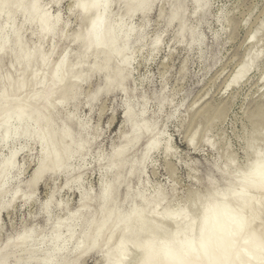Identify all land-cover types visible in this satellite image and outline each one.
<instances>
[{
  "label": "bare ground",
  "instance_id": "bare-ground-1",
  "mask_svg": "<svg viewBox=\"0 0 264 264\" xmlns=\"http://www.w3.org/2000/svg\"><path fill=\"white\" fill-rule=\"evenodd\" d=\"M48 1L7 0L22 6L0 7V45L10 49L7 56H0V222L1 214L18 200L24 204L36 202L37 188L45 180L64 176V188L78 192L80 201L69 210L68 204L55 202L53 190L41 206L44 226L24 227L17 235L8 236L0 245V264H45L46 261L80 264L89 255L101 256L104 264H129L130 257L141 251V260L133 264L246 261L245 250L251 251L253 242L264 235L261 207L264 189L260 187L264 176L261 133L264 108L257 116L256 125L252 124L256 131L247 140L245 150L252 158L250 164L239 172L235 170L233 156L226 157L220 167L213 164L220 178L214 180L209 176L207 190L196 198V203L204 204L198 237L194 235V219L181 207L166 206L162 214H157V208L167 201L161 188L153 190L151 196L147 194L149 181L144 172L151 155L163 143L166 154L170 151V140H164L158 125L160 115L166 106H171L172 99L163 94L157 96L159 114L151 116L149 101L144 95L135 98L138 88L134 84L129 86L133 82L135 50L147 45L148 17L156 5L169 4L167 15L162 11L160 18L166 19L167 29L178 25L177 43L189 41V46L194 47L203 43L198 26L200 19L208 14L211 0H95L97 7H90L86 13L74 12L81 27L73 34L67 33L69 26L59 12L56 15L50 12V5L57 7L65 0ZM137 16L142 20L140 27L134 25ZM191 16L198 19L194 26L189 25ZM42 18L50 31H44ZM93 25L94 38L98 36L103 46L85 55L83 41L76 37L87 35ZM263 26L264 23L249 39H256ZM62 41H68V47L55 58ZM150 42L153 50H158L162 35H156ZM47 44L49 49L45 50ZM29 54L30 58L25 59ZM258 57L248 54L241 60L236 73L226 83L227 89L237 87L248 75L251 60ZM58 70L62 82L56 79ZM95 76L101 84L87 95L89 109L93 110L104 96L120 93L124 99L119 143L109 155L99 152L95 160L101 176L96 192L83 185L82 170L99 139L98 132L80 118L77 107L81 86ZM261 80L264 81V72ZM70 105L72 111L66 110ZM208 114L209 110L203 109L198 116L203 118ZM194 144L193 138L187 142L190 148ZM35 146L40 148L38 162L31 179L22 184L19 177L23 166L17 162L18 154ZM4 149H8L6 155L2 154ZM146 194L151 197L150 202ZM124 208H128L127 213ZM54 212L63 215L56 217ZM241 214L247 217L242 232L237 223ZM158 219L164 225L158 224ZM165 225L174 229L170 231Z\"/></svg>",
  "mask_w": 264,
  "mask_h": 264
},
{
  "label": "rangeland",
  "instance_id": "rangeland-1",
  "mask_svg": "<svg viewBox=\"0 0 264 264\" xmlns=\"http://www.w3.org/2000/svg\"><path fill=\"white\" fill-rule=\"evenodd\" d=\"M68 3L69 0H65L60 6L50 5V12L52 15L59 12L69 26L67 33L73 34L80 29L81 21L77 13L69 16L66 10ZM168 8L169 4L160 2L149 15L147 45L141 50H135L133 82L129 86H137L135 98L144 95L149 101L151 116L156 112L159 114L158 101L155 99L157 96L163 94L172 99L171 106H166L160 115L158 125V130L164 134V140H170V151L166 154L163 143L151 155L144 172L149 181L147 194L151 196L153 190L161 188L167 195V201L157 208V214H162L166 206L181 207L194 219V235L200 237L201 232L197 228L202 222L200 213L204 204L196 203V198L207 190L209 176L214 180L220 178L218 168H213V164L218 163L220 167L226 157L233 156L235 170L239 172L252 160L245 148L247 140L256 131L253 126L256 125L257 116L264 108V81L261 80L264 72V26L255 36L257 40L249 37L264 23V0H211L209 12L200 19L198 26L203 43L194 47L189 46V41L177 43V24L166 28V19L160 18V15L162 11L167 15ZM192 9L193 5L190 4L188 12L191 13ZM190 18V26L198 23L194 16ZM141 24L142 20L135 17L134 25L140 27ZM158 34L162 35L163 42L154 51L150 41ZM63 42L59 45L55 58L68 47V41ZM46 49H49V44L45 46ZM248 54L254 58L259 57L251 60L253 63L248 75L237 87L227 89V81L236 73L241 60ZM100 84L98 76L84 83L81 86V99L76 104L79 106L80 118L89 122L92 131L98 132L99 139L85 163L84 171L82 170L83 185L94 192L99 188L101 178L100 168L95 160L99 152L109 155L111 149L118 145L124 110V99L120 93L104 96L94 105L93 110L87 107V95L94 92ZM72 109L73 105L66 108L68 111ZM176 109L178 111L169 118ZM203 109L209 110V114L200 118L198 114ZM261 133L264 135V124ZM192 138L195 144L190 148L187 142ZM259 142L257 141L258 144ZM39 150L35 146L18 154L17 162L23 166L20 183L31 179L38 162ZM7 152L8 149H4L2 154L6 155ZM64 179L61 176L45 180L37 188L36 202L24 204L18 200L10 210L1 214L0 245L8 236L17 235L24 227L44 226L41 206L53 190L56 192V203L68 204L69 210L76 208L80 201L79 193L64 188ZM147 194L150 202L151 197ZM123 211L127 213L128 208ZM54 214L56 217L63 215ZM157 221L164 225L161 220ZM165 226H169L167 229L170 231L174 229L172 225ZM204 234L205 232L202 236ZM142 256L143 251L133 255L129 264L138 263ZM101 258L99 255H89L80 264H104V259Z\"/></svg>",
  "mask_w": 264,
  "mask_h": 264
},
{
  "label": "snow or ice",
  "instance_id": "snow-or-ice-1",
  "mask_svg": "<svg viewBox=\"0 0 264 264\" xmlns=\"http://www.w3.org/2000/svg\"><path fill=\"white\" fill-rule=\"evenodd\" d=\"M22 5L17 4H10L7 2V0H0V7H3L4 9H7L9 7H21ZM98 5L95 3V0H77V2L73 3L72 0H69V3L67 5V11L69 13V16L71 17V14L76 12L77 10H82V12L86 13L90 7H97ZM41 25L45 26L44 31H50L49 28L46 27L47 21L45 19H41ZM94 32H95V25L91 29H88L87 35H78L76 37L77 40L83 41V53L85 55L92 52L93 48L102 47L103 45L99 41V37L94 38ZM10 49H8L4 45H0V56H7ZM30 58V54L28 57H25V59ZM93 67H96L95 65ZM56 79L58 82H62V78L60 75V72L58 70ZM54 93H49V95H52ZM260 187L261 189H264V176L261 177L260 180ZM261 207L264 208V202H261ZM243 211V210H241ZM237 223L239 226L240 231L242 232L244 229V226L247 223V217L244 215H240L237 218ZM245 243H249L248 240H245ZM245 255L248 257L246 261H241L240 264H264V235L257 238L252 245V250L248 251L245 250ZM237 259H239V255H237ZM45 264H56L55 261H46ZM75 264V262H73ZM130 264H133V262H130ZM141 264H149L148 261H143ZM225 264H231L230 261H226Z\"/></svg>",
  "mask_w": 264,
  "mask_h": 264
}]
</instances>
